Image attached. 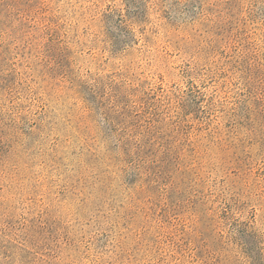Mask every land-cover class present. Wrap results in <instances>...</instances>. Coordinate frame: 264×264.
<instances>
[{
    "label": "rangeland",
    "instance_id": "rangeland-1",
    "mask_svg": "<svg viewBox=\"0 0 264 264\" xmlns=\"http://www.w3.org/2000/svg\"><path fill=\"white\" fill-rule=\"evenodd\" d=\"M0 264H264V0H0Z\"/></svg>",
    "mask_w": 264,
    "mask_h": 264
}]
</instances>
